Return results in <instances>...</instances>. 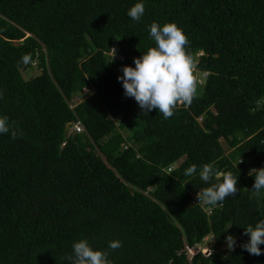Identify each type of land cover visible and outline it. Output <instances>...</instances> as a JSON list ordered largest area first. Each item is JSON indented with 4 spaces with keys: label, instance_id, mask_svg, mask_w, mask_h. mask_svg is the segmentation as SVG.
I'll list each match as a JSON object with an SVG mask.
<instances>
[{
    "label": "trees",
    "instance_id": "1",
    "mask_svg": "<svg viewBox=\"0 0 264 264\" xmlns=\"http://www.w3.org/2000/svg\"><path fill=\"white\" fill-rule=\"evenodd\" d=\"M137 2L140 21L128 16ZM153 22L177 23L207 74L169 119L118 80L155 46ZM0 92L21 133L0 134V264H70L79 239L113 264H264V245L240 247L264 219L248 175L264 167V0H0ZM210 162L238 175L212 215L191 206ZM229 234L234 250L220 251ZM209 235L210 257L187 254Z\"/></svg>",
    "mask_w": 264,
    "mask_h": 264
},
{
    "label": "clouds",
    "instance_id": "2",
    "mask_svg": "<svg viewBox=\"0 0 264 264\" xmlns=\"http://www.w3.org/2000/svg\"><path fill=\"white\" fill-rule=\"evenodd\" d=\"M144 13V3L137 2L129 9L128 16L134 21H140ZM149 35L155 46L149 47L142 56L134 58L135 67L123 66V75L119 76L118 80L122 82L125 96L134 98L143 112L149 113L156 109L163 114L164 119H169L181 105H191L196 98L198 84L203 85V75L206 77L207 74L198 75L194 58L188 47L190 41L177 23H165L161 26L153 22L150 25ZM111 53L115 57L116 48H112ZM2 98L3 93L0 92V99ZM74 125L70 124L71 127ZM8 133H11L12 139L21 135L14 123L9 122L7 115H0V134ZM172 168H169L167 172L170 173ZM196 172L197 165L192 164L185 170L184 175L194 176ZM248 175L255 177L252 190L253 195L259 198L264 192V167L252 168ZM199 178L210 186L193 193L191 206L204 208L208 215L213 214L215 206L238 192V175L231 171L219 170L215 162L203 164L199 171ZM244 229L243 234L247 235L249 240L240 247L251 255H261L260 245H264V219ZM225 240L228 251H233L237 243L236 237L229 234ZM120 247L122 243L119 240L110 241L108 245L110 250ZM189 248H186V251L192 258L199 252L204 254L203 250H207L206 252L210 250L207 257L214 253L211 247L207 249V246H203L197 248L200 251L192 255ZM190 249H193L194 253L197 250L196 248ZM109 255V250H95L88 239H79L73 243L72 254L67 255L66 260L70 264H113Z\"/></svg>",
    "mask_w": 264,
    "mask_h": 264
},
{
    "label": "rangeland",
    "instance_id": "3",
    "mask_svg": "<svg viewBox=\"0 0 264 264\" xmlns=\"http://www.w3.org/2000/svg\"><path fill=\"white\" fill-rule=\"evenodd\" d=\"M26 75H25V78L28 80V79H31V77H35L36 75H38V72H32V71H30V72H27V73H25ZM204 78H205V75H203V78H202V82H204ZM88 91V90H87ZM77 100V101H76ZM81 100L79 99V98H76L75 99V102L76 103H79ZM203 246H207V249H209L210 247L211 248H213L214 246H215V240H214V237L212 236V235H209V236H207L206 238H205V240L203 241ZM218 249L220 250V251H223V250H225V249H227V245H226V242L222 245V246H219L218 247ZM209 251L210 250H208V253L206 252V253H204L206 256H208L209 255ZM192 255H194V254H192Z\"/></svg>",
    "mask_w": 264,
    "mask_h": 264
},
{
    "label": "built area",
    "instance_id": "4",
    "mask_svg": "<svg viewBox=\"0 0 264 264\" xmlns=\"http://www.w3.org/2000/svg\"><path fill=\"white\" fill-rule=\"evenodd\" d=\"M199 82H200V80H199ZM72 131H74V130H76V132H82V130H83V127L80 125V123H78V124H75L73 127H72V129H71ZM70 133H72L71 131H70ZM188 248V247H187ZM200 250L199 249H197V250H195V253H194V250L193 249H190L189 248V252L191 253V254H196V253H198ZM206 251L207 250H203V252L204 253H206ZM208 253V252H207Z\"/></svg>",
    "mask_w": 264,
    "mask_h": 264
}]
</instances>
